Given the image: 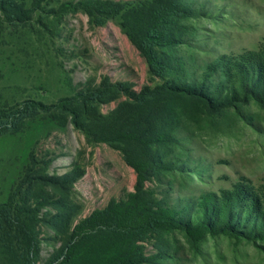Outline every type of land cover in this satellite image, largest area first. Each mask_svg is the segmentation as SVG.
<instances>
[{
  "label": "rangeland",
  "instance_id": "obj_1",
  "mask_svg": "<svg viewBox=\"0 0 264 264\" xmlns=\"http://www.w3.org/2000/svg\"><path fill=\"white\" fill-rule=\"evenodd\" d=\"M36 1L17 2L23 15L12 22L3 18L0 25V202L11 200L20 181L33 174L27 172L30 168L76 178L65 190L46 188L43 198L51 204L37 207V215L44 218L37 264H54L51 258L64 245L68 227L134 192L136 173L122 153L93 142L71 122L74 106L67 100L104 82L110 91L96 103L101 114L120 110L141 128L161 115L178 130L182 145L170 159H177L179 167L152 176L148 183L160 204H189L193 212L204 194L242 189L264 200L262 103L228 95L207 100L169 93H156L146 101L129 99L116 85L140 94L161 80L149 74L120 19L105 14L91 19L76 7L86 0ZM110 1L133 5L141 0ZM188 4L203 16L187 22L190 35L177 52L197 82L207 66L221 60L229 63L210 81V90L240 80L233 64L263 66L264 0ZM57 105L62 109L53 108ZM137 239L145 257L167 250L154 263L141 264H264V240L220 235L194 244L181 231L149 232Z\"/></svg>",
  "mask_w": 264,
  "mask_h": 264
},
{
  "label": "trees",
  "instance_id": "obj_2",
  "mask_svg": "<svg viewBox=\"0 0 264 264\" xmlns=\"http://www.w3.org/2000/svg\"><path fill=\"white\" fill-rule=\"evenodd\" d=\"M19 1L0 0V25L3 18L12 22L23 15V8L17 4ZM76 7L91 19L104 14L107 18H119L124 33L145 59L149 74L161 80L156 87L145 88L140 94L121 84L116 85L118 88L115 89L127 98L146 101L156 93H169L209 100L208 97L213 95H228L234 100L252 98L264 106V64L258 68H247L243 65L245 63L233 64L240 80L231 87L224 84L222 88L214 86L213 90H210V81L223 70L222 65L229 62L221 60L216 65L207 66L200 82L189 73L187 62L177 49L190 35L187 22L203 14L190 7L188 0H141L133 5L110 0H86L77 3ZM109 88V84L104 82L98 89L68 99L74 106L71 122L93 142L108 144L122 153L127 165L136 173L134 192L129 193L125 200L113 201L106 208L95 210L68 227L64 245L50 263H154L160 255L165 256L167 250L145 257L143 248L137 244V237L157 231L184 232L194 244L207 236L220 235L236 241L264 240V200L250 190L242 189L221 196L204 194L196 202L193 212L189 204L182 208L160 204L148 183L152 176L179 167L175 162L177 159H170L173 158L172 151L182 145L178 130L161 115L141 128L139 123L123 116L120 110L101 114L96 103H101V96L110 91ZM53 108L62 109L58 105ZM219 108L224 107L215 109ZM169 149L170 154L167 152ZM32 165H37L35 160H32ZM38 171V168H30L27 172L33 174L20 181L11 200L0 202V264H37L41 251L39 223L44 222V218L37 215V207L51 204L43 194L48 187L65 190L76 181L73 177L51 176ZM53 227L56 228L55 225Z\"/></svg>",
  "mask_w": 264,
  "mask_h": 264
}]
</instances>
